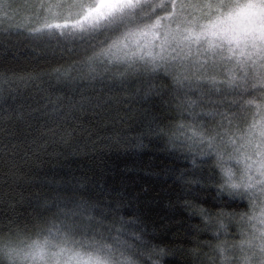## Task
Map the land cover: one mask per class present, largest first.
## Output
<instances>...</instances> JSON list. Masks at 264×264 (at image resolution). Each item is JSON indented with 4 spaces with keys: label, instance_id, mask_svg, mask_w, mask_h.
Segmentation results:
<instances>
[{
    "label": "trees",
    "instance_id": "trees-1",
    "mask_svg": "<svg viewBox=\"0 0 264 264\" xmlns=\"http://www.w3.org/2000/svg\"><path fill=\"white\" fill-rule=\"evenodd\" d=\"M7 11L10 18L0 11V264L96 263L81 246L100 243L121 217L166 253L160 264H218L221 226L244 214L246 202L218 195L224 178L214 159L194 166L170 139L193 136L187 114L214 106L177 95L171 78L153 81L171 89L163 99L131 77L121 85L119 73L121 91L88 80L90 49L30 34L42 18ZM109 203L117 211L105 219L96 208Z\"/></svg>",
    "mask_w": 264,
    "mask_h": 264
},
{
    "label": "snow or ice",
    "instance_id": "snow-or-ice-1",
    "mask_svg": "<svg viewBox=\"0 0 264 264\" xmlns=\"http://www.w3.org/2000/svg\"><path fill=\"white\" fill-rule=\"evenodd\" d=\"M12 7V0H0L5 18H10L7 10ZM26 7L43 20L27 29L30 34L57 37L74 50L94 53L85 64L88 80L121 91L119 73L121 85L131 77L133 84L142 83L163 99L171 89L155 87L153 81L171 78L177 95H198L201 103L208 100L214 106L212 111L187 114L196 125L193 136L170 139L179 158L194 166L214 159L224 178L218 195L247 201L253 210L248 219L256 223L231 249L218 245L217 257L227 252V264H264V103H257L264 101V39L248 27L264 25V0H28ZM243 10L257 15L245 22ZM226 18L240 19V30L220 27ZM80 210L90 211L84 206ZM96 210L105 219L117 211L110 203ZM116 223L120 227L106 229L100 243L81 246L86 257L100 264H160L166 253L157 250L137 221L121 217Z\"/></svg>",
    "mask_w": 264,
    "mask_h": 264
},
{
    "label": "rangeland",
    "instance_id": "rangeland-1",
    "mask_svg": "<svg viewBox=\"0 0 264 264\" xmlns=\"http://www.w3.org/2000/svg\"><path fill=\"white\" fill-rule=\"evenodd\" d=\"M13 2V7L10 8L14 13L15 10L17 9H23V14L27 11L30 10V7H26V5H28V0H12ZM165 2H167V0H165ZM163 14V13H161ZM255 15H257L256 12L251 11V10H243L242 11V18L245 22L249 21L251 18H253ZM70 22V21H69ZM202 22V21H200ZM204 23H207L204 22ZM240 25H241V20L240 19H233V18H226L224 21L221 22L220 27L225 28V29H231L233 31H239L240 30ZM248 27L252 30H257L260 33V36L262 39H264V25L259 26V28H256L255 25L252 24H248ZM217 79H222L221 76H217ZM225 90L227 91L228 89H226L225 86ZM227 99H232V97H228ZM264 102V101H262ZM214 132V131H213ZM224 150V149H222ZM225 159H227V157H225ZM246 202V206H247V210L245 211V213L242 215H240V213L228 217L227 219L224 220L225 224H224V229H222V233H219L217 235V239L222 240L223 242L221 243V245L226 244L228 249H231L233 244H238L241 242V240L243 239L242 233L246 232L249 228V225L252 223H256V221H250L248 219V217L253 214V210L250 207V205L248 204L247 201ZM256 215H259L258 211L255 213ZM232 228V229H231ZM227 229H231L233 232L235 233L234 235H229L226 233ZM235 231V232H234ZM227 256V252L220 254L219 255V260L217 261L218 264H227V261L225 259V257ZM96 263L97 261L94 260ZM94 262L91 261H85V262H81V263H75V264H96ZM100 264V263H97Z\"/></svg>",
    "mask_w": 264,
    "mask_h": 264
}]
</instances>
